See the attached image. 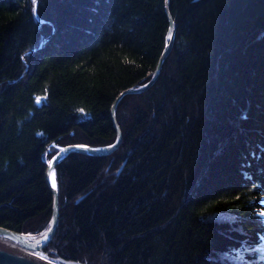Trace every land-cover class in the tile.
I'll return each mask as SVG.
<instances>
[{"label": "trees", "instance_id": "1", "mask_svg": "<svg viewBox=\"0 0 264 264\" xmlns=\"http://www.w3.org/2000/svg\"><path fill=\"white\" fill-rule=\"evenodd\" d=\"M31 9V0H0V227L36 236L51 217L53 145L114 143L111 108L151 80L168 23L164 0H38ZM167 12L175 32L156 80L115 103L117 150L55 167L48 258L264 264V0H168Z\"/></svg>", "mask_w": 264, "mask_h": 264}, {"label": "water", "instance_id": "2", "mask_svg": "<svg viewBox=\"0 0 264 264\" xmlns=\"http://www.w3.org/2000/svg\"><path fill=\"white\" fill-rule=\"evenodd\" d=\"M164 10H165L166 18H167L168 28L171 27L173 29V36H174L175 23L172 21L170 15L168 14L167 6H165V4H164ZM168 28H167V31H168ZM166 35H167V32H166ZM43 42L44 41H42L40 43L38 48H36L33 51H29L28 53L38 52L41 49ZM172 42L173 41L168 42L169 43L168 48L164 47V49L162 51V53L164 55H162V53H161L159 61L155 67L153 74H152L151 80L148 82L149 86H151V84L156 80V78L160 72L161 62L167 56V54L170 52L171 47H172ZM24 72H26V70ZM147 88H141L140 87L139 92H131V93H128L126 95L139 94V93H142L143 91H145ZM116 102L117 101H115V103ZM115 103L113 104V106L111 108V115H112V124H113V128L115 131V141L113 144H116V147L114 149H108V146L98 147L100 149H108L106 151H100L98 153L92 152V151L85 152L82 149L71 147L73 145L63 147V148L67 149V151H65L63 153H60L59 148H58V151L55 154L57 158L54 161V168L59 163H61L67 156L72 155V154L87 155V156H91V157H107V156H110L112 153H114L117 150V148L120 144V141H121V133H120L119 129L117 128V125L115 123V119L113 116V109H114ZM49 171H50V169L48 168V162H47L45 173H44V179H45V183H46V185H47V187L50 190L51 195H52V208H51L50 221H49V224H48L46 231L39 234V235H36V236H29V235L15 233L13 231H10V230H7V229L0 227V239H8V240L14 241L23 250L34 252V253L40 254V255L43 254L42 253L43 250L51 243L52 239L54 238L55 232L57 229V225H58V218H59L58 193H53V191L51 189V181H50V177L48 175ZM119 172H120V170L117 172V174ZM45 234H47L49 237L48 242H45ZM33 260L36 261V264H49V261H51L52 264H80V263H69V262L62 261L60 259H51V258H48V260L40 261L39 259H31V258H29V257L25 256L24 254H21L17 251L8 250V249H4V248L0 247V264H29V262L33 261Z\"/></svg>", "mask_w": 264, "mask_h": 264}, {"label": "snow or ice", "instance_id": "3", "mask_svg": "<svg viewBox=\"0 0 264 264\" xmlns=\"http://www.w3.org/2000/svg\"><path fill=\"white\" fill-rule=\"evenodd\" d=\"M164 4L165 6H167L168 4V0H164ZM31 5H32V13L33 15L36 14V10H37V6H38V0H31ZM165 43H164V47L168 48L169 47V41H173V29L170 27L168 28L167 31V35L164 37ZM162 55H164L162 53ZM21 60H24L25 57L21 56L20 57ZM123 63L125 65H132L134 64L133 60H130L128 58H125ZM152 74L149 73V76H151ZM149 85L147 83V81H145L143 84H141V88H147ZM131 92H139V89H126L125 92H121L120 95L116 98L117 102H120L122 100V98H124L126 96V94L131 93ZM34 102L35 105L37 106V108L43 106V104H46L47 102V96H35L34 97ZM82 116H86L87 113L85 112V110L83 108H80L77 110ZM258 121H259V125L261 127L262 130H264V87H262L261 89V93H260V99H259V109H258ZM37 135H40L39 133ZM118 142V141H117ZM58 145H53V148H58ZM71 147L74 148H79L82 149L83 151L87 152V151H92V152H100V151H106L108 149H114L116 147V144H111L108 145V149H100V148H91L90 146L86 145V144H78V145H73ZM67 151L66 148L63 147H59V152L63 153ZM56 155H52V158L48 160V168L50 169L48 175L50 177V181H51V189L53 191V193H57L58 192V177H57V173L55 171L54 168V161L56 160ZM250 179V177H248ZM236 200H240V196H236ZM257 217L260 218L259 223H258V227L260 228L261 232H264V210H259L257 212ZM238 219V218H233ZM261 240H264V236H260ZM49 241V237L47 234H45V242ZM261 249L259 248H255V247H248L247 248V253L248 255H253L255 252L260 251ZM38 259L40 261H44V260H48V257L44 256L43 254L39 255ZM237 259L239 260H243V255L242 254H237ZM29 264H36V261H30ZM49 264H52L51 261H49Z\"/></svg>", "mask_w": 264, "mask_h": 264}, {"label": "bare ground", "instance_id": "4", "mask_svg": "<svg viewBox=\"0 0 264 264\" xmlns=\"http://www.w3.org/2000/svg\"><path fill=\"white\" fill-rule=\"evenodd\" d=\"M0 247L8 250L17 251L21 254H24L25 256L31 258V259H38L40 254H36L34 252H30L27 250H23L19 247L14 241L8 240V239H0Z\"/></svg>", "mask_w": 264, "mask_h": 264}]
</instances>
